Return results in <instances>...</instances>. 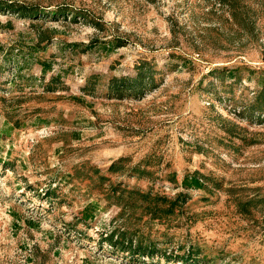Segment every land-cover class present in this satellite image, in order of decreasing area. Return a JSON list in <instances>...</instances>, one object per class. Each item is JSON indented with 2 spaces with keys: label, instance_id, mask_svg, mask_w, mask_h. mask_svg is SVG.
Instances as JSON below:
<instances>
[{
  "label": "rangeland",
  "instance_id": "374dc122",
  "mask_svg": "<svg viewBox=\"0 0 264 264\" xmlns=\"http://www.w3.org/2000/svg\"><path fill=\"white\" fill-rule=\"evenodd\" d=\"M0 1V264H264V0Z\"/></svg>",
  "mask_w": 264,
  "mask_h": 264
},
{
  "label": "trees",
  "instance_id": "16d2710c",
  "mask_svg": "<svg viewBox=\"0 0 264 264\" xmlns=\"http://www.w3.org/2000/svg\"><path fill=\"white\" fill-rule=\"evenodd\" d=\"M4 5V6H3ZM11 9L13 11H17L20 14H23L24 16H32V17H38L36 15H40V12H43L41 8L38 5H26V4H2L0 1V9ZM63 7L57 8V10H54L56 13H62ZM147 62L141 63L142 69L133 77L131 76H120V77H114L113 82L116 84V89L124 91L125 89L133 88L136 89L137 87H141L146 83L147 80V71L149 70L148 66L146 65ZM148 81V80H147ZM261 109V108H260ZM114 163H112L111 168L112 169H119L118 167H114ZM186 182V181H185ZM193 184L200 185L201 184V177L196 176L192 180ZM182 196V192L178 193V195L174 198H169L167 195H157L158 198L163 199L164 201H168V206L164 207L163 209L159 206H151L149 208V212L152 213L153 216H159L160 211L163 212H173L175 206L178 203H183L182 201L185 200V198H181V201L179 200V197ZM122 234H117L115 231H111L107 233L105 236L106 239L112 244L115 245L117 248H120L124 251H128L132 254L140 255H153V251L155 249V245L153 244H146L143 243L140 240H135L133 236L128 237ZM116 236V237H115ZM193 252L189 250L185 255L181 256L182 260H188V257L193 256Z\"/></svg>",
  "mask_w": 264,
  "mask_h": 264
}]
</instances>
